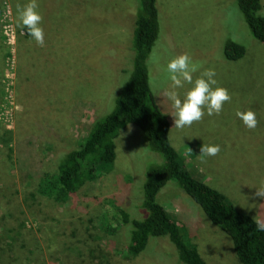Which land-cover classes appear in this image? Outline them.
Segmentation results:
<instances>
[{
    "label": "rangeland",
    "instance_id": "374dc122",
    "mask_svg": "<svg viewBox=\"0 0 264 264\" xmlns=\"http://www.w3.org/2000/svg\"><path fill=\"white\" fill-rule=\"evenodd\" d=\"M0 15V264H184L166 237L152 238L128 257L131 238L118 209L141 214L146 173L164 162L135 125L121 131L110 171L56 203L41 192L57 172L61 152L79 147L94 120L113 111L133 71L136 0H38L45 43L17 27L16 8L26 0H1ZM161 34L149 57L150 85L171 123L170 141L194 177L227 195L242 212L264 219V43L244 20L238 0H158ZM264 14V0L263 9ZM20 38L19 46L18 41ZM229 41L246 55L229 61ZM187 52L214 68L231 101L219 115L177 129L164 97L170 82L162 69ZM200 72L193 74L195 80ZM190 87L178 89L181 96ZM251 109L258 125L236 116ZM221 151L197 156L203 144ZM172 219L192 232L208 264H241L231 238L206 217L174 181L158 194Z\"/></svg>",
    "mask_w": 264,
    "mask_h": 264
},
{
    "label": "trees",
    "instance_id": "16d2710c",
    "mask_svg": "<svg viewBox=\"0 0 264 264\" xmlns=\"http://www.w3.org/2000/svg\"><path fill=\"white\" fill-rule=\"evenodd\" d=\"M158 0H136L137 12L133 29V71L130 80L115 101L112 112L94 120L79 147L63 151L57 161V172L47 174L41 192L56 203H65L86 185L111 170L121 131L135 125L152 151L164 162L149 167L144 185L141 214L133 218L119 208L121 222L128 226L131 238L128 257L140 256L152 238L166 237L175 245L184 264H208L192 241V232L173 220L158 202V194L174 181L202 209L213 225L227 234L241 264H264V232L255 227V219L242 212L224 193L194 177L181 164L180 156L170 141L171 123L160 109L150 85L149 57L161 34ZM244 20L252 36L264 43L263 0H238ZM0 0V15L3 12ZM28 32V31H27ZM246 47L229 41L225 56L238 61Z\"/></svg>",
    "mask_w": 264,
    "mask_h": 264
},
{
    "label": "clouds",
    "instance_id": "9594fccd",
    "mask_svg": "<svg viewBox=\"0 0 264 264\" xmlns=\"http://www.w3.org/2000/svg\"><path fill=\"white\" fill-rule=\"evenodd\" d=\"M38 0H26L23 5H17V27L24 28L35 42L43 46L45 33L42 27V15L38 11ZM201 65L194 62L187 53L171 55L165 68L162 69L164 79L169 81L168 87L163 89L164 97L171 103L174 112V127L183 129L190 127L194 122H199L207 114L219 115L226 102L231 101L229 91L220 86L214 68L200 71ZM200 72L195 80L193 74ZM190 87L181 96L178 89ZM236 116L248 129H255L258 125L256 113L251 110H237ZM221 151L218 144H203L200 154L197 155L203 163L206 157H215ZM257 195L264 197V190H258ZM255 227L259 232H264V219H255Z\"/></svg>",
    "mask_w": 264,
    "mask_h": 264
},
{
    "label": "crops",
    "instance_id": "0c3cea01",
    "mask_svg": "<svg viewBox=\"0 0 264 264\" xmlns=\"http://www.w3.org/2000/svg\"><path fill=\"white\" fill-rule=\"evenodd\" d=\"M28 38H30L31 36L27 33L26 35ZM19 42H20V38H19V41H18V46H19Z\"/></svg>",
    "mask_w": 264,
    "mask_h": 264
}]
</instances>
